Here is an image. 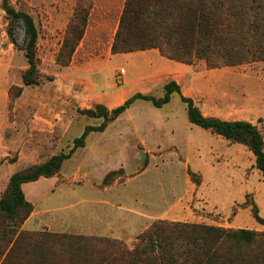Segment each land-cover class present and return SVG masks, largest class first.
Listing matches in <instances>:
<instances>
[{
    "label": "rangeland",
    "instance_id": "obj_1",
    "mask_svg": "<svg viewBox=\"0 0 264 264\" xmlns=\"http://www.w3.org/2000/svg\"><path fill=\"white\" fill-rule=\"evenodd\" d=\"M126 1L9 0L17 11L33 18L39 32L36 56L41 84L26 87L25 28L22 23L12 24L0 0V199L13 174L69 152L87 126L102 124L103 119L85 115L84 110L98 105L113 110L138 93L163 97L171 80L182 86L206 117L250 122L264 138V61L209 68L203 60L192 65L172 61L158 50L108 58ZM225 2L226 8L243 7L247 22L259 26L243 42L253 47L246 58L257 57L253 43L264 42V0ZM74 15L79 25L84 15L89 21L85 46H78L69 69L59 66L56 58ZM17 88H23L21 96L11 99ZM254 164L248 147L192 124L178 95L161 109L137 101L104 132L90 133L85 146L63 163L57 175L25 185L38 214L23 230L87 231L128 241L132 236L122 233L132 230L121 228L133 216L128 209L134 208L181 218L167 222L226 229L231 228L224 224L241 213L245 230H252L261 225L254 217L256 206L264 218V180ZM189 170L202 176L200 187ZM140 224L144 226L146 220L140 219ZM106 239L110 249L104 264H130L122 251L134 250L137 239L131 245ZM259 245L264 258V237Z\"/></svg>",
    "mask_w": 264,
    "mask_h": 264
},
{
    "label": "trees",
    "instance_id": "obj_2",
    "mask_svg": "<svg viewBox=\"0 0 264 264\" xmlns=\"http://www.w3.org/2000/svg\"><path fill=\"white\" fill-rule=\"evenodd\" d=\"M226 0H127L112 45L113 55L158 50L164 57L186 65L203 60L209 68L237 66L264 61V42L253 43L254 57L246 58L253 48L244 41L249 32L258 31L256 22H247V11L226 8ZM3 7L12 24L25 28V52L29 68L23 74L26 87L41 84L36 48L39 32L33 18L3 0ZM76 13V12H75ZM254 13V12H253ZM68 27L62 49L56 61L69 67L80 46L89 18L81 25L73 19ZM235 32H230L233 28ZM12 32V29L10 30ZM10 93L11 99L21 96L23 88ZM178 95L186 105L189 121L231 144L249 148L255 157V168L264 180V138L258 128L247 121H224L206 117L192 98L186 97L174 80L164 86L163 97L138 93L123 105L110 110L98 105L82 113L103 119L100 126H87L74 140L67 153L52 156L46 162L32 165L13 174L8 189L0 199V264H104L110 249L109 241L101 237L56 234L48 231L23 230L34 212L23 185L42 178H53L63 163L85 146L90 133L104 132L108 124L125 114L137 101L151 103L161 109ZM192 181L200 186L202 176L189 170ZM254 217L264 225V218L254 208ZM263 233L254 230H232L216 226L159 221L137 238L134 250H123L130 264H263L260 243ZM108 241V243H106ZM114 243H122L115 240ZM255 248L256 250H254ZM117 255V253H116Z\"/></svg>",
    "mask_w": 264,
    "mask_h": 264
},
{
    "label": "crops",
    "instance_id": "obj_3",
    "mask_svg": "<svg viewBox=\"0 0 264 264\" xmlns=\"http://www.w3.org/2000/svg\"><path fill=\"white\" fill-rule=\"evenodd\" d=\"M122 12H123V10H122ZM119 23H120V17H119V19H118V21H117V24H116V28H115V30H114V33H113V36H112V39H111V41H110V44H109V53H108V58H111L112 57V59H114V57H116V56H118V55H113L112 54V45H113V42H114V37H115V35H116V32H117V29H118V26H119ZM86 37H87V35H85V37L83 38V40H82V42H81V44H80V46H79V48H82L83 46H85V40H86ZM88 47V46H87ZM89 49V48H88ZM134 53H129V54H119V55H123V56H125V57H131L132 55H133ZM69 69H71V67H69ZM177 82V81H176ZM178 83V82H177ZM179 84V83H178ZM192 84H193V82L192 83H189V85L190 86H192ZM180 85V84H179ZM181 86V85H180ZM181 89H182V92H183V94L186 96V94H185V92L183 91V88H182V86H181ZM186 97H188V96H186ZM189 98H191V97H189ZM193 99V98H192ZM194 100V99H193ZM259 176H260V174H259ZM42 179H44V178H42ZM38 182V181H37ZM202 183H203V181H202ZM25 185L26 184H24L23 185V191H24V187H25ZM202 185V184H201ZM200 185V186H201ZM199 186V187H200ZM198 187V188H199ZM110 187H107L105 190H108ZM198 190L199 189H197V193H198ZM24 193H25V191H24ZM25 195H27L26 193H25ZM26 198H27V196H26ZM28 199V198H27ZM256 199V198H255ZM29 201V200H28ZM255 202H256V200H255ZM32 203V202H31ZM257 203V202H256ZM33 204V203H32ZM34 205V204H33ZM106 205H108V206H110V207H112V208H117V205L115 206L114 204H112V203H109V202H106ZM115 206V207H114ZM233 207H234V205H233ZM170 208V207H169ZM170 209H168V211H169ZM259 210H260V208H259ZM128 211L133 215L132 217H131V219L129 220V219H126V220H124V223H126V225H125V227L123 228H121V230L122 229H124V231H125V229H129L130 230V232H131V230H132V232L130 233V234H124V233H122V235L124 236V235H127V236H132V239L130 240L129 239V237H128V241L127 240H124V239H120V237L118 236V235H110V234H107V235H102V233H98V234H95V233H87V231L85 232V233H64V232H55V231H51V230H49V229H43V230H40V231H48V232H51V233H56V234H70V235H75V236H88V237H101V238H111V239H116V240H121V241H125L126 243H128L129 245H131V244H133L134 242H135V240L137 239H135V236H137V237H139L138 235H141L142 233H144L147 229H149V227L151 226V224H153V221H181V218H176L175 216H171V217H166L165 216V214H161V215H156V214H151V213H143V212H139L138 210H135V208L134 209H128ZM261 211V210H260ZM171 212V214H173L172 213V211H170ZM215 212V211H214ZM217 213V212H216ZM38 214V211H37V209H36V206L34 205V212L32 213V215H31V217L26 221V223H25V225H24V227H26V224L27 223H29V222H31L33 219H34V217H36V215ZM217 214H219V213H217ZM174 215V214H173ZM219 215H221V214H219ZM222 216V215H221ZM230 217V216H229ZM240 217H241V213H239V214H237L234 218H233V220L231 221V223L230 224H228V225H226V224H224V226L225 227H228V228H231V229H236V230H242V229H247L248 227L247 226H245V222L243 223L242 221H241V219H240ZM135 218H136V220H135ZM222 219L224 218V216H222L221 217ZM140 219H145L146 220V224L143 226V225H141L140 224ZM243 220V219H242ZM128 222V223H127ZM136 222V223H135ZM138 223V224H137ZM220 225H223V224H220ZM136 226H139V228L140 229H138L139 231L138 232H140L139 234H137L136 235V232H135V227ZM113 228H114V226H113ZM25 229H27V228H25ZM254 229V231H259V232H264V226H261L260 225V227H253L252 228V230ZM28 230V229H27ZM114 230H115V228L114 229H112V230H110V232H114ZM28 231H36V230H28ZM117 232H119V229H117ZM117 236V237H116Z\"/></svg>",
    "mask_w": 264,
    "mask_h": 264
}]
</instances>
